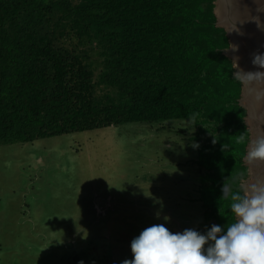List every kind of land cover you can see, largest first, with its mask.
Returning a JSON list of instances; mask_svg holds the SVG:
<instances>
[{
    "label": "trees",
    "instance_id": "1",
    "mask_svg": "<svg viewBox=\"0 0 264 264\" xmlns=\"http://www.w3.org/2000/svg\"><path fill=\"white\" fill-rule=\"evenodd\" d=\"M216 1L0 0V146L182 120L198 145L183 202L205 229L231 223L221 188L247 171L251 131Z\"/></svg>",
    "mask_w": 264,
    "mask_h": 264
},
{
    "label": "rangeland",
    "instance_id": "2",
    "mask_svg": "<svg viewBox=\"0 0 264 264\" xmlns=\"http://www.w3.org/2000/svg\"><path fill=\"white\" fill-rule=\"evenodd\" d=\"M236 6L259 12L260 20L250 27ZM261 6V0L231 4L247 24L245 32L239 22L240 42L253 73L264 72L252 63L253 54L264 53ZM172 122L177 127L161 133L135 123L1 145L0 264H101L103 258L122 264L132 256L133 238L153 224L205 231L191 199L183 202L193 198L192 142L176 133L185 122ZM180 203L187 207L180 211Z\"/></svg>",
    "mask_w": 264,
    "mask_h": 264
},
{
    "label": "clouds",
    "instance_id": "3",
    "mask_svg": "<svg viewBox=\"0 0 264 264\" xmlns=\"http://www.w3.org/2000/svg\"><path fill=\"white\" fill-rule=\"evenodd\" d=\"M222 12L229 29L237 19L230 12V0H223ZM252 63L264 68V53L253 54ZM235 65L232 78L243 85L240 103L247 114L245 131L251 129L253 135L250 140L239 137L247 144V171L221 188L220 199L230 201L233 221L213 224L205 231L187 228L182 232H173L164 223L153 224L133 238L132 256L122 264H264V72L236 70L239 65ZM195 119L193 114L189 122Z\"/></svg>",
    "mask_w": 264,
    "mask_h": 264
},
{
    "label": "water",
    "instance_id": "4",
    "mask_svg": "<svg viewBox=\"0 0 264 264\" xmlns=\"http://www.w3.org/2000/svg\"><path fill=\"white\" fill-rule=\"evenodd\" d=\"M234 0H230V12L232 11L231 9V4H233ZM235 4L237 5V2L235 1ZM238 6V5H237ZM236 6V8H237ZM222 7H223V0H217L216 1V13L219 17V26L221 27H224L227 29L228 33L230 34V37H231V48L226 50L225 51V55L227 57H229L230 59H232L234 61L235 64H238L239 65V68L237 70H243L245 72H251L248 68V66L251 64L249 62V60L247 62L244 61V58H243V49H242V44H241V40H240V34H241V31H242V28L240 27L239 25V22L241 23V26L243 27V30L245 32H248L245 30V26L244 25H247L246 23H243L241 21H239L240 19H236L232 22V27L231 28H227L225 27V21L223 19V12H222ZM236 10H238L239 14H246V13H241V11L237 8ZM232 15H234L232 12H231ZM259 12H255V13H250L248 12L246 15H247V19H245V22L249 23V21H259V19L257 18ZM235 16V15H234ZM253 18V19H251ZM262 20H264V17H262ZM250 27H253L251 26L250 24ZM241 30V31H240ZM260 38V36H258ZM264 39V38H263ZM236 66V65H235ZM241 104V103H240ZM241 106H243L241 104ZM251 131V138H252V130L250 129Z\"/></svg>",
    "mask_w": 264,
    "mask_h": 264
},
{
    "label": "crops",
    "instance_id": "5",
    "mask_svg": "<svg viewBox=\"0 0 264 264\" xmlns=\"http://www.w3.org/2000/svg\"><path fill=\"white\" fill-rule=\"evenodd\" d=\"M148 209H150V207H147V208H146V210H148ZM142 211H145V210H142ZM169 214H172V212H170ZM160 216H161V215H160ZM100 262H101V264H108V263L106 262V259H105V258L101 259Z\"/></svg>",
    "mask_w": 264,
    "mask_h": 264
},
{
    "label": "bare ground",
    "instance_id": "6",
    "mask_svg": "<svg viewBox=\"0 0 264 264\" xmlns=\"http://www.w3.org/2000/svg\"><path fill=\"white\" fill-rule=\"evenodd\" d=\"M261 8H262V12H264V0H261ZM264 17V15H263ZM258 18V17H257ZM260 20V18H258ZM263 25H264V22H263Z\"/></svg>",
    "mask_w": 264,
    "mask_h": 264
}]
</instances>
